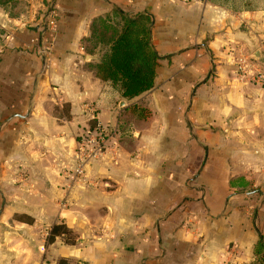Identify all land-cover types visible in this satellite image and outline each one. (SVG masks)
I'll return each mask as SVG.
<instances>
[{
	"label": "crops",
	"instance_id": "1",
	"mask_svg": "<svg viewBox=\"0 0 264 264\" xmlns=\"http://www.w3.org/2000/svg\"><path fill=\"white\" fill-rule=\"evenodd\" d=\"M106 16L114 26L150 19L157 75L136 99L97 77L108 47L89 39ZM0 28V264L254 260L264 88L237 62L264 74V11L211 0H0ZM44 36L46 53L35 42ZM97 123L107 150L69 190L64 170ZM62 225L70 236L50 242Z\"/></svg>",
	"mask_w": 264,
	"mask_h": 264
},
{
	"label": "trees",
	"instance_id": "2",
	"mask_svg": "<svg viewBox=\"0 0 264 264\" xmlns=\"http://www.w3.org/2000/svg\"><path fill=\"white\" fill-rule=\"evenodd\" d=\"M211 2L234 12L264 11V9L251 8L238 9L234 7L233 0H211ZM89 40H95L96 46L108 47L96 68V74L123 99H136L154 87L159 58L151 46L148 17L123 18L120 26L112 25L109 16L99 18L93 22ZM94 127L95 125L91 124L90 129ZM63 234L70 236L71 232L65 225L56 226L51 233L50 242ZM254 255V260L249 264H264V237L260 238Z\"/></svg>",
	"mask_w": 264,
	"mask_h": 264
},
{
	"label": "built area",
	"instance_id": "3",
	"mask_svg": "<svg viewBox=\"0 0 264 264\" xmlns=\"http://www.w3.org/2000/svg\"><path fill=\"white\" fill-rule=\"evenodd\" d=\"M56 16L54 12L48 16L47 24L54 27L56 24ZM35 42L39 46L42 53H46V45L48 39L41 37ZM238 70L243 77H251L253 81L260 84L264 88V74L255 69L253 65L245 59H239L237 62ZM108 130L100 123H97L93 129H88L79 142L75 162L71 167L65 168L64 176L69 181L67 188L82 184L87 177V171L93 163L100 160L107 150Z\"/></svg>",
	"mask_w": 264,
	"mask_h": 264
},
{
	"label": "rangeland",
	"instance_id": "4",
	"mask_svg": "<svg viewBox=\"0 0 264 264\" xmlns=\"http://www.w3.org/2000/svg\"><path fill=\"white\" fill-rule=\"evenodd\" d=\"M8 1V0H1ZM234 7L238 9L251 8V9H264V0H233ZM263 11V10H258ZM94 42H96L94 40ZM4 45L3 30L0 28V47Z\"/></svg>",
	"mask_w": 264,
	"mask_h": 264
},
{
	"label": "water",
	"instance_id": "5",
	"mask_svg": "<svg viewBox=\"0 0 264 264\" xmlns=\"http://www.w3.org/2000/svg\"><path fill=\"white\" fill-rule=\"evenodd\" d=\"M254 59L262 60L263 59V55L261 54V52H257L256 55L254 56Z\"/></svg>",
	"mask_w": 264,
	"mask_h": 264
}]
</instances>
